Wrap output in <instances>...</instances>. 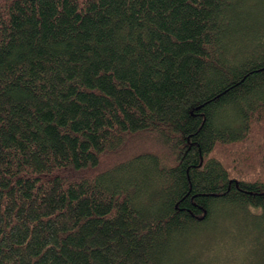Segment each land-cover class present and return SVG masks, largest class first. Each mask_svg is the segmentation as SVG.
<instances>
[{"label":"trees","instance_id":"trees-1","mask_svg":"<svg viewBox=\"0 0 264 264\" xmlns=\"http://www.w3.org/2000/svg\"><path fill=\"white\" fill-rule=\"evenodd\" d=\"M0 264H264V0H0Z\"/></svg>","mask_w":264,"mask_h":264},{"label":"rangeland","instance_id":"rangeland-1","mask_svg":"<svg viewBox=\"0 0 264 264\" xmlns=\"http://www.w3.org/2000/svg\"><path fill=\"white\" fill-rule=\"evenodd\" d=\"M126 145H127V146H126L127 148L130 147L131 149L137 147L138 145H139V146H145V148H143V149L141 150V152H142V151H145V149H149V148H150V147H149V143L147 142V143L145 144L143 140H142L141 143H140V142H137V143H135V144H131V145H130V144H126ZM133 150H134V149H133ZM132 152H133V151H132ZM132 152H131V150H130V152H129L128 150H126V153H127V154H130V153H132ZM126 153L123 152V154L120 155L119 157H116L115 160H116V159H120L121 157H122V158L126 157V156H124V155H127ZM122 158H121V159H122Z\"/></svg>","mask_w":264,"mask_h":264}]
</instances>
